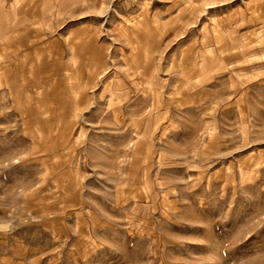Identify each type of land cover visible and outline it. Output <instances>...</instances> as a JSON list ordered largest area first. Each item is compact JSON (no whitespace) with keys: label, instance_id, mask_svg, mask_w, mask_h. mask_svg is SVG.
<instances>
[{"label":"rangeland","instance_id":"obj_1","mask_svg":"<svg viewBox=\"0 0 264 264\" xmlns=\"http://www.w3.org/2000/svg\"><path fill=\"white\" fill-rule=\"evenodd\" d=\"M0 264H264V0H0Z\"/></svg>","mask_w":264,"mask_h":264}]
</instances>
